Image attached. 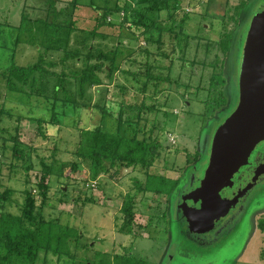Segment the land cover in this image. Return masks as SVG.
I'll use <instances>...</instances> for the list:
<instances>
[{
    "label": "rangeland",
    "instance_id": "374dc122",
    "mask_svg": "<svg viewBox=\"0 0 264 264\" xmlns=\"http://www.w3.org/2000/svg\"><path fill=\"white\" fill-rule=\"evenodd\" d=\"M55 1L56 3L52 4L51 0H0V23L3 24L2 29H6L0 34V51L5 46L14 47L11 42L16 43L15 37L23 15L32 23L31 40L33 38L35 41L34 36L37 34L39 45H45L50 35L38 25L39 21L48 24L74 22L80 28L93 29L98 13L91 3L100 9L108 5L115 8L120 0H77L79 7L75 10L73 0ZM229 1L230 6H237L241 2ZM225 2L226 0H182L180 8L191 12V17L184 26L185 31L194 34L195 39L187 49L186 55L176 51L171 71L169 58L162 54V51L170 50L172 43L169 36L165 38L162 47L164 50L160 51L145 38L142 29L130 28L123 10H117L110 15L109 20L113 21L114 25L100 29L109 38L93 42L94 46L107 51L114 46L119 48L117 61L121 68H128L131 72L139 74L142 80H152L148 77V66L154 76H163L153 79L141 93L145 106L161 105V111L156 116L147 114V111L143 112L139 120L133 116L132 124L127 121L135 114L132 110L121 113L120 120L117 119L119 113L115 112L117 117L110 116L105 121L100 111L110 100L121 101L123 93L120 85L129 81L126 80L127 76H123L122 69L117 70L114 82H110L103 74L105 83L99 86L91 85L82 94L80 84L71 76L70 71L84 68V62L82 59L69 60L63 66L61 57L66 48H69L63 41L56 42L54 51L50 49L47 53V60L58 62L54 70L65 71L70 77L65 81V90L58 89V98L63 100L65 96H69L74 102L71 114L66 116L56 129L57 137L44 138L38 135L37 123L30 118L42 114L47 109L37 106L35 99H22L18 93L10 91L6 76L3 72L0 73V109L6 107L13 115L2 116L3 122L0 126V185L1 190H14L9 204L13 212L20 211L25 201V189L31 190L38 206L41 204L42 158L51 160L55 156L58 162L78 160L75 150L81 127L101 124L108 131L120 128L124 134L130 135L134 134L137 126L141 136L147 138L152 135L159 139V154L150 158L153 168L175 169L171 174L181 178L177 193L171 196L169 201L168 195H146L139 191L136 181L146 179L145 170L141 167L117 165L97 179V186L90 184L92 180L87 166L83 170H74L69 166L65 169L63 177L49 176L46 181L48 201L41 211L43 218L74 227L82 235L78 239H72L71 255L41 253L39 264H85L88 260V263L92 261L98 264L101 257L112 262L114 254L128 252L142 259L144 264H264V183L253 190L236 223L207 243H199L188 235L186 224L178 216L175 204L177 194L189 184L193 173H196L198 178L204 176L213 136L221 123L237 107L239 71L245 37L255 11L264 0H247L238 25L234 26L231 22L228 24L230 29L235 28L236 43L231 46L221 83L217 87V91L222 90L225 93L226 101L215 109V95H210L209 89L213 64L217 62L216 54L219 52L217 47L220 33L226 32L228 27H212L213 19L204 17V14L213 13L217 17L223 15L227 10ZM217 6H220V11L215 10ZM161 17L165 20L163 28L171 27L174 16H171L169 10L163 11ZM25 26L27 27L26 22ZM17 50V63L26 65L37 59L38 51L34 45L20 44ZM4 64L5 56L2 58L0 53V65ZM2 70L0 68V71ZM165 76L170 79L165 80ZM38 82L44 87L45 93L54 98L56 86L59 85L58 79L50 75L39 79ZM133 94L131 90L125 98L131 101ZM116 107L114 106V110L117 111ZM18 114L23 115L19 123ZM46 115L49 118L50 112ZM154 122L158 126L151 132ZM15 134H18L20 147L25 154V160L18 166H15L13 158L12 138ZM136 193L138 199L134 203L135 220L130 229L123 225L125 214L122 207L128 194ZM167 205L169 209L163 212ZM45 256L47 260L44 259Z\"/></svg>",
    "mask_w": 264,
    "mask_h": 264
},
{
    "label": "trees",
    "instance_id": "16d2710c",
    "mask_svg": "<svg viewBox=\"0 0 264 264\" xmlns=\"http://www.w3.org/2000/svg\"><path fill=\"white\" fill-rule=\"evenodd\" d=\"M51 2L52 4L56 3L55 0H51ZM73 2V10H75L79 5H77V0H73ZM181 2L182 0H123L122 2L120 0L115 8L108 5L103 9L91 3L94 10L98 13L93 29L80 28L74 22L71 24L64 22H51V24H48L47 22L39 21L38 25H41L46 34L50 35L45 45H39L37 34L34 36L35 41L33 38L31 40V35L33 34L32 23L28 17L23 15L18 28L19 32L15 37L16 43L11 42L14 47L5 46L0 51L2 58L5 56L6 60V64L0 65V68L3 69L0 73L3 72L2 74L6 76L7 87L10 91L18 93L22 99H35L37 106H41V108L44 106L45 110L47 109L42 114L30 118L37 123L38 135L44 138L50 136L57 137L58 132L56 129L60 127L65 117L71 114V108H74V102L71 97L65 96L63 100H60L57 95L59 88L65 90V81L70 77L67 76L65 71L58 72L54 70L58 65L57 61L47 60V53L50 49L54 51L56 48L55 43L59 41H63L69 47L66 48L61 57L60 62L63 66L69 60L82 59L84 62V68L70 71L72 73L71 76L80 84L82 94L91 85L99 86L105 83V79L102 77L103 74L106 75L110 82H114L117 70L122 69L123 76L128 77L126 80L129 79V81L120 85L123 93L121 101L113 102L110 100L103 108H100L104 121L110 118V116H116L115 112L119 113L117 114L118 117H116L120 120L122 118L121 113L126 112L125 110H128V112L132 110L135 113L127 119L128 124H132L131 118L133 116L139 120L143 112L146 111L147 114L156 116L161 111L162 106H156V104L145 106L143 97L141 99V93L147 89L148 85L153 82V79L163 78V76L161 74L154 76L148 66V77L150 76L152 80L148 78L142 80L139 74L131 72L128 68H121L117 61L119 48L114 46L107 51L94 46L93 42L109 38L100 29L112 27L114 24L113 21L109 20L110 15L117 10H123L127 16L125 20L129 22L130 28H135V30L142 29L145 38L152 45H156L160 51L164 50L162 47L165 38L167 36L170 37L172 43L170 50L168 49L169 52L162 51V54L169 58V71H171L176 51L181 52V55H186L187 49L195 39L194 34L185 31L184 26L190 19L191 12L185 8H180ZM246 3L247 0H241L237 6H230V1L226 0L225 5L227 6V10H225L223 15L217 17L212 13L204 14V17H211L213 19L211 22L213 24L212 27H218V25L228 27L229 22L237 26ZM217 8L219 9L220 6H217ZM217 8L215 10L220 11ZM165 10H169L171 16H174L171 27L167 29L163 28L165 20L162 17L160 18V14ZM181 10L182 12H180ZM212 11L214 12V10ZM232 11L235 13L232 14ZM25 22L27 23V27L25 26ZM2 25L0 23V34L6 31L5 28L2 29ZM220 34L221 37L217 47L219 52L216 54L217 62L213 64L212 83L209 89L210 95H213V93L215 95L214 98L217 103L215 109L226 101L225 93L222 90L217 91V87L221 83L220 81L224 74L223 68L231 46L236 43L234 36L235 28L230 29L228 27L226 32L221 31ZM20 44L34 45L38 51L37 59L26 65L17 63V49ZM50 75L59 81L54 98H50L45 93L44 87L38 82L39 79L41 80ZM164 79L167 80L170 77L165 76ZM141 84L142 86H140ZM131 90L134 93L133 98H131V101H128L129 99L125 98V95ZM114 106H117V111L114 110ZM47 112H50L49 118L46 117L48 116L46 115ZM6 114L13 116L9 109L2 107L0 109V126L3 122L2 116ZM22 118L23 115H17L18 123ZM53 126H55L54 129ZM156 126L158 125L154 122L151 132L155 131ZM18 127L19 125L16 128L17 132L19 130ZM149 136L147 138L144 135L141 136L137 126L134 134L130 135L124 134L120 128L115 131H108L101 124L94 127H81L80 139L75 150L78 160L58 162L55 156L51 160L41 159L42 176L40 188L42 201L39 206L31 190L25 189V201L20 211L13 212L9 208V204L14 190L11 188L1 190L2 186L0 185V264H39L41 253L47 255L53 253L57 256H69L72 254L71 241L74 238H80L82 234L74 227L61 224L58 221L46 220L41 214L42 209L48 201L46 184L48 177L51 175L63 177L65 169L69 166L74 170H83L87 166L92 181L99 179L102 174L109 173L117 165L141 167L145 170L146 179L145 181H136L139 191H142L146 195L148 193H152L153 195L165 194L168 195L169 201H171V196L177 193L181 178H176L171 174L175 169L153 168L150 158L153 155L159 154L160 142L159 139L154 138L152 135ZM18 139V134H15L12 138L14 140L13 158L15 166H18L19 163L25 160V154L20 147ZM62 191H64L63 188ZM136 199H138L137 193L128 194L122 207V211L125 214L123 225L130 229H132L135 220L134 203ZM169 205H167L163 212L169 209ZM127 233H129V230ZM44 259L47 260L46 256ZM88 262L89 260L85 264H94L92 261L91 263ZM98 264H144V262L142 259L136 258L128 252L126 254H114L112 262L101 257Z\"/></svg>",
    "mask_w": 264,
    "mask_h": 264
},
{
    "label": "water",
    "instance_id": "95a60500",
    "mask_svg": "<svg viewBox=\"0 0 264 264\" xmlns=\"http://www.w3.org/2000/svg\"><path fill=\"white\" fill-rule=\"evenodd\" d=\"M264 141V2L245 37L239 71V101L216 130L208 166L196 190L208 203L230 184L256 146ZM250 187V185L248 186ZM248 189V188H247Z\"/></svg>",
    "mask_w": 264,
    "mask_h": 264
},
{
    "label": "flooded vegetation",
    "instance_id": "af4514ba",
    "mask_svg": "<svg viewBox=\"0 0 264 264\" xmlns=\"http://www.w3.org/2000/svg\"><path fill=\"white\" fill-rule=\"evenodd\" d=\"M191 176L189 184L177 194L176 209L186 224L188 235L199 243H207L236 223L253 190L264 183V141L256 146L232 182L215 196V203L209 204L206 198L196 194L201 178L196 173Z\"/></svg>",
    "mask_w": 264,
    "mask_h": 264
},
{
    "label": "built area",
    "instance_id": "2783aa9c",
    "mask_svg": "<svg viewBox=\"0 0 264 264\" xmlns=\"http://www.w3.org/2000/svg\"><path fill=\"white\" fill-rule=\"evenodd\" d=\"M90 184H91L92 186H97V185H96V184H97V180L92 181Z\"/></svg>",
    "mask_w": 264,
    "mask_h": 264
}]
</instances>
